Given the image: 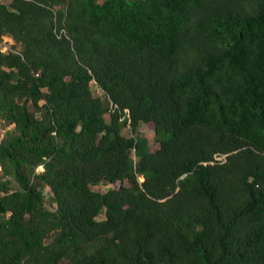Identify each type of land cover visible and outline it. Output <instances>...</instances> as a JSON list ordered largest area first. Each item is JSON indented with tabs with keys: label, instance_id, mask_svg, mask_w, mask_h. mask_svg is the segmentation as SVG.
Returning a JSON list of instances; mask_svg holds the SVG:
<instances>
[{
	"label": "trees",
	"instance_id": "trees-1",
	"mask_svg": "<svg viewBox=\"0 0 264 264\" xmlns=\"http://www.w3.org/2000/svg\"><path fill=\"white\" fill-rule=\"evenodd\" d=\"M3 39L0 264H264V0H0Z\"/></svg>",
	"mask_w": 264,
	"mask_h": 264
},
{
	"label": "rangeland",
	"instance_id": "rangeland-1",
	"mask_svg": "<svg viewBox=\"0 0 264 264\" xmlns=\"http://www.w3.org/2000/svg\"><path fill=\"white\" fill-rule=\"evenodd\" d=\"M99 1H101V0H99ZM91 90L95 96H101L102 95L101 90L94 83L91 84ZM11 128H12L11 125H3V123H1L0 124V138L5 133V131L10 130ZM137 131H138L139 135H142L148 139V142H149L151 149L154 150L155 148H157L159 146L160 141L155 140V135L153 133V124L152 123H140ZM124 133H126L128 135L130 134L128 129H126ZM39 169H41V167H39ZM118 185H119V182H115L113 184L103 183V184H100L98 186L93 187V189L102 192L108 188L117 187ZM43 192L45 195V201L47 202L48 197L50 195V192H49L47 187L44 188Z\"/></svg>",
	"mask_w": 264,
	"mask_h": 264
},
{
	"label": "built area",
	"instance_id": "built-area-1",
	"mask_svg": "<svg viewBox=\"0 0 264 264\" xmlns=\"http://www.w3.org/2000/svg\"><path fill=\"white\" fill-rule=\"evenodd\" d=\"M5 40H6V39L0 40V46H1V48L7 50V49H9L10 47H9V44L6 43ZM215 159H216V160H223V156H216Z\"/></svg>",
	"mask_w": 264,
	"mask_h": 264
}]
</instances>
